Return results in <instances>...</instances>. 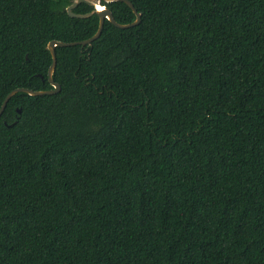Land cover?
Segmentation results:
<instances>
[{"label":"trees","instance_id":"obj_1","mask_svg":"<svg viewBox=\"0 0 264 264\" xmlns=\"http://www.w3.org/2000/svg\"><path fill=\"white\" fill-rule=\"evenodd\" d=\"M73 1L0 0V106ZM129 1L0 115V264H264V0Z\"/></svg>","mask_w":264,"mask_h":264},{"label":"water","instance_id":"obj_2","mask_svg":"<svg viewBox=\"0 0 264 264\" xmlns=\"http://www.w3.org/2000/svg\"><path fill=\"white\" fill-rule=\"evenodd\" d=\"M111 2V1H123L125 2L133 11V13L135 14V20L131 23H118L115 21V19L112 16L111 11L106 7V5L104 4H99L101 5V9H97V5L88 1V0H74L69 6L66 7V11L67 13L71 16V17H78V18H84L89 16L90 14H92V12H96L99 18L98 21V27L97 30L95 31V33L90 36L87 39L84 40H80V41H71V42H63V41H57V40H50L46 47L49 50L51 57H52V62L48 68V81L49 83L52 85V89L49 90H32L29 88H25V87H18V88H14L12 89L4 98L1 106H0V115L3 112L7 101L9 100V98L14 95L16 92H26L30 95H43V94H52V93H56L60 90V85L55 82L52 78V74L55 68V64H56V52H55V46H72V45H86V44H90L92 41H94L95 39L98 38V36L101 33L102 27H103V23L104 20L107 19L109 20L112 24H114L116 27L118 28H128L131 26H135L139 23L140 21V13L135 9V7L133 6V4L129 1V0H99V2ZM81 2H85V3H89V4H93L95 10L88 12V13H75L72 11V9L74 7H76L79 3ZM19 111V110H18Z\"/></svg>","mask_w":264,"mask_h":264},{"label":"rangeland","instance_id":"obj_3","mask_svg":"<svg viewBox=\"0 0 264 264\" xmlns=\"http://www.w3.org/2000/svg\"><path fill=\"white\" fill-rule=\"evenodd\" d=\"M88 1H90V2H92V3H94V4H96V5H99V4H101L100 2H99V0H88ZM98 3V4H97ZM100 6V5H99Z\"/></svg>","mask_w":264,"mask_h":264},{"label":"bare ground","instance_id":"obj_4","mask_svg":"<svg viewBox=\"0 0 264 264\" xmlns=\"http://www.w3.org/2000/svg\"><path fill=\"white\" fill-rule=\"evenodd\" d=\"M97 4H98V3H97ZM101 7H102L101 5H100V6H99V5H97V9H101Z\"/></svg>","mask_w":264,"mask_h":264},{"label":"flooded vegetation","instance_id":"obj_5","mask_svg":"<svg viewBox=\"0 0 264 264\" xmlns=\"http://www.w3.org/2000/svg\"><path fill=\"white\" fill-rule=\"evenodd\" d=\"M101 3V2H100Z\"/></svg>","mask_w":264,"mask_h":264}]
</instances>
